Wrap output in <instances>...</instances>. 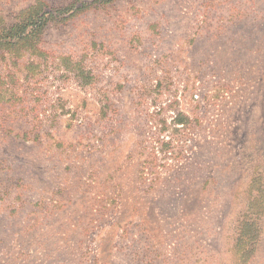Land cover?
Wrapping results in <instances>:
<instances>
[{"label": "rangeland", "instance_id": "rangeland-1", "mask_svg": "<svg viewBox=\"0 0 264 264\" xmlns=\"http://www.w3.org/2000/svg\"><path fill=\"white\" fill-rule=\"evenodd\" d=\"M0 264H264V0H0ZM60 13V12H59Z\"/></svg>", "mask_w": 264, "mask_h": 264}, {"label": "trees", "instance_id": "trees-1", "mask_svg": "<svg viewBox=\"0 0 264 264\" xmlns=\"http://www.w3.org/2000/svg\"><path fill=\"white\" fill-rule=\"evenodd\" d=\"M53 12L61 14V10L47 11L42 5H34L22 9L16 23L9 26L1 24L0 51L17 54L32 51L45 55L40 45L51 21L55 19Z\"/></svg>", "mask_w": 264, "mask_h": 264}]
</instances>
